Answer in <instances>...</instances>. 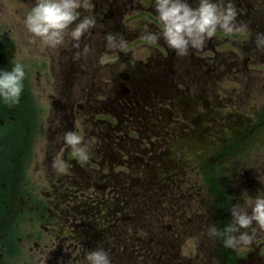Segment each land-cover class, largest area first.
I'll return each instance as SVG.
<instances>
[{
    "label": "flooded vegetation",
    "instance_id": "af4514ba",
    "mask_svg": "<svg viewBox=\"0 0 264 264\" xmlns=\"http://www.w3.org/2000/svg\"><path fill=\"white\" fill-rule=\"evenodd\" d=\"M154 4L84 10L96 26L82 39L100 49L83 69L71 40L63 50L29 44L20 29L18 42L39 60L36 68L16 62L26 73L19 104L0 97V262L87 264L88 252L102 248L111 264H264V231L237 250L207 234L231 223L233 205L251 213L264 195V50L255 43L264 0H245L239 31H218L187 57L163 38H141L163 28ZM7 28L0 71L21 52ZM109 33L128 46L109 50ZM68 131L89 146L84 166L64 142ZM56 157L64 174L52 166Z\"/></svg>",
    "mask_w": 264,
    "mask_h": 264
},
{
    "label": "clouds",
    "instance_id": "9594fccd",
    "mask_svg": "<svg viewBox=\"0 0 264 264\" xmlns=\"http://www.w3.org/2000/svg\"><path fill=\"white\" fill-rule=\"evenodd\" d=\"M93 7L91 0H36L24 20L30 42L39 40L50 48H58L65 44V37L70 34L73 47L78 50L74 59L87 56L91 49L85 44L79 51L81 41L96 26V19L92 15L82 17L80 10L90 11ZM154 8L163 28L160 33L145 31L141 38L150 44L163 38L179 57H187L190 50H202L218 31L232 33L242 27L237 20L238 10L232 3L225 6L214 0H199L198 7L194 8L188 0H155ZM105 39L106 47L112 51H123L128 46L122 34L109 33ZM255 43L264 50V33L257 34ZM25 75L24 66L19 63L10 71H0V97L6 104H19ZM64 142L81 166L88 163L90 149L83 137L75 131H68L64 134ZM52 166L60 174L67 171V165L60 157L54 159ZM230 211L231 223L223 230L215 225L209 226L208 236L220 239L224 247L232 250L251 246L257 228L264 231V195L254 198L251 213L240 204L233 205ZM86 260L87 264H111L109 254L102 248L88 252Z\"/></svg>",
    "mask_w": 264,
    "mask_h": 264
},
{
    "label": "rangeland",
    "instance_id": "374dc122",
    "mask_svg": "<svg viewBox=\"0 0 264 264\" xmlns=\"http://www.w3.org/2000/svg\"><path fill=\"white\" fill-rule=\"evenodd\" d=\"M36 3V0H0V26H3V24H7L10 26V30L7 28L5 29V33L8 35H11V37H13V39H17V44H18V49L21 51L19 53V56L17 55V59H15L14 63L16 64V62L27 59L29 61L33 62V67H37V60H39V56H38V52H36L34 50V48H30L28 47V44L26 43H19L18 39H19V34H20V29L22 28V26H25L24 24V20L26 18V14H28L30 11H25L23 9H29V3ZM121 0H91V2L93 4H104L106 5L108 2H112L115 3L116 2H120ZM245 0H237V9L238 12L240 14H243V2ZM214 2L218 3V4H224L225 6L228 4L229 0H214ZM241 3V4H239ZM264 9V6H263ZM81 16H85V12L84 9H81ZM75 25H72L71 27H74ZM71 27L69 29V33L71 31ZM28 32H26L25 34H21V35H26ZM0 34H3V32L0 31ZM7 35V36H8ZM69 35H66L65 37V44L62 46H59L61 48V50L66 49V48H62V47H66L67 45L69 46V42L71 40V37L68 38ZM1 39L4 41V37L3 35L1 36ZM29 44H31V42L29 41ZM74 41L71 40V54L76 53L78 50L75 49L73 47ZM99 43L96 41L95 43H93L92 45H88L91 47H94L93 50H91V52L87 55V57L81 55L80 59L78 61L75 62V66H77V68H81L83 69V65L84 62L87 61V63L89 62V58L91 57H97L100 46L98 45ZM85 45L84 40L82 39L81 41V49L79 51H82L83 46ZM68 48V47H67ZM60 50V51H61ZM23 52V53H22ZM140 54L146 55L148 53V49H144L141 48L139 49ZM92 65H94L93 63H91ZM33 76L35 75V71H32ZM17 117H22V112L17 113L16 115ZM19 127L21 124H18ZM20 130H22L21 128H19ZM0 264H6V263H2L0 262Z\"/></svg>",
    "mask_w": 264,
    "mask_h": 264
}]
</instances>
